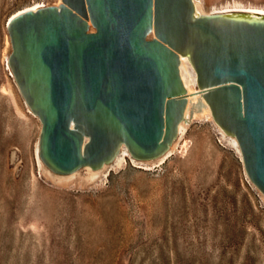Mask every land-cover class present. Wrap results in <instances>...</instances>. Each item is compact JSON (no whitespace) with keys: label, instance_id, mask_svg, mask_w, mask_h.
Listing matches in <instances>:
<instances>
[{"label":"water","instance_id":"95a60500","mask_svg":"<svg viewBox=\"0 0 264 264\" xmlns=\"http://www.w3.org/2000/svg\"><path fill=\"white\" fill-rule=\"evenodd\" d=\"M7 27L9 65L42 121L39 155L51 170L101 168L123 145L137 159L165 153L189 101L184 55L264 192V16L197 15L195 0H62Z\"/></svg>","mask_w":264,"mask_h":264},{"label":"rangeland","instance_id":"374dc122","mask_svg":"<svg viewBox=\"0 0 264 264\" xmlns=\"http://www.w3.org/2000/svg\"><path fill=\"white\" fill-rule=\"evenodd\" d=\"M38 2L62 0H0V264H264V192L214 118L193 120L164 161L128 157L94 181L57 177L86 166L40 165L42 121L9 65L6 24Z\"/></svg>","mask_w":264,"mask_h":264},{"label":"bare ground","instance_id":"6f19581e","mask_svg":"<svg viewBox=\"0 0 264 264\" xmlns=\"http://www.w3.org/2000/svg\"><path fill=\"white\" fill-rule=\"evenodd\" d=\"M57 4H59V3H57ZM195 4H196V14L197 15L202 14V13H207V12H231V11L240 12V11H242V12H244V14L246 16H254V15L264 16V6H261V5H252V4L247 5V4L235 3V4L227 5V7L222 8V9H216L213 11H206L204 8L203 0H195ZM46 5H48L46 2L35 3L32 5H29L25 8H22L18 11H15L14 13H12L10 15V17L19 13V12L25 11L27 9H30V8L37 9L41 6H46ZM6 24H7V21H6ZM8 43H10L9 38H8ZM181 74H182L183 80H184V82H185V84L188 87V90L190 92L189 101H188V104L186 107L185 117L180 123L179 134L175 138L173 143L171 144L170 148L165 153H163L162 155H160L156 158H153V159H147V160L137 159L134 156H132L129 149L125 145H123L120 148L115 159L111 162L105 163V165L99 169L93 168L92 166L87 165L86 167H84L83 169H81L77 172H74L72 174H67V175H59L57 177L60 180L69 181V180H73V179L77 180L78 179L77 176L81 174V176L79 178V179H81V181H90V180L94 181V179H96L101 174H106L109 171V169H111L112 167L123 164L127 160L128 157L132 158L136 163L143 164V165H149V164L151 165L155 162L164 161L169 155H171L176 150L177 146L181 143V141L183 140L184 135L188 129V126L191 124V122H193V120L202 119V118H209V119L214 118L211 106L208 103V101L206 100V98L204 97L203 93L196 92L198 89L197 74H196L194 65L191 62L189 56L182 55ZM220 129L223 132V134H228V133H226V131L222 127H220ZM229 136L231 137L232 141L234 142V145L236 146V148L242 154L241 148H240L239 143H238V139L233 135H229ZM185 146H187V141L183 142V147H185ZM242 157H243V154H242ZM39 162H40L41 166L45 167L40 156H39ZM45 168H47V167H45ZM47 170L49 171V169H47ZM83 170H86V171L82 175ZM49 173H50V171H49Z\"/></svg>","mask_w":264,"mask_h":264}]
</instances>
